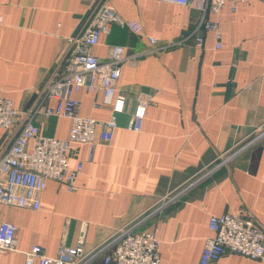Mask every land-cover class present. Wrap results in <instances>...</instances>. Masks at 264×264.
Returning <instances> with one entry per match:
<instances>
[{
    "label": "crops",
    "instance_id": "obj_1",
    "mask_svg": "<svg viewBox=\"0 0 264 264\" xmlns=\"http://www.w3.org/2000/svg\"><path fill=\"white\" fill-rule=\"evenodd\" d=\"M95 0H0V95L19 109L40 99L62 59L69 37L88 18ZM127 20L139 21L143 32L114 23L101 34L92 52L104 59L111 45L127 54L153 47L148 36L181 45L142 55L124 65L118 88L126 96L125 111L110 143L80 145L69 159L83 161L76 188L49 179L40 210L0 202V223L17 226L16 250L0 254V264H22L24 252L40 245L55 256L62 243H77L82 229L90 248L116 229L149 210L166 193L199 176V169L218 155L237 151L211 176L148 217L139 228L156 230L162 264H200L212 215L249 212L264 226V2L227 0L210 13L221 27V48L212 31L204 46L190 37L201 12L161 0H109ZM236 8L233 9V4ZM153 95L141 131L132 128V111L141 96ZM80 113L99 120L112 115L101 91L82 90ZM51 105L55 101H50ZM41 131L66 139L71 120L62 116L35 119ZM23 117L12 128H0V154L18 134ZM102 126H97V132ZM98 137V136H97ZM31 148V143H30ZM212 264H264L227 253Z\"/></svg>",
    "mask_w": 264,
    "mask_h": 264
},
{
    "label": "built area",
    "instance_id": "obj_2",
    "mask_svg": "<svg viewBox=\"0 0 264 264\" xmlns=\"http://www.w3.org/2000/svg\"><path fill=\"white\" fill-rule=\"evenodd\" d=\"M161 1L199 10L200 18L190 33L195 46L203 47L204 32L212 31L216 39L215 47H222L220 23L208 15L219 13L227 0ZM92 5L88 18L69 37V52L32 108L19 109L12 99L0 95V128H12L19 117L24 119L10 147L0 154V202L4 204L40 210L42 194L49 179L61 181L68 191H73L84 163L80 160L76 167H71L69 159L72 152L80 145L87 144L91 160L97 144L112 141L118 127V114L125 111L126 96L117 85L123 66L136 65L142 55L150 52L183 44V41L178 40L158 45L156 37L148 36L153 46L148 50L127 54L123 45L116 44L111 45L106 57L101 59L92 52V48L99 44L101 34L109 32L114 23L128 25L136 33L143 32V25L139 21L124 19L109 0H95ZM232 7L235 9L236 4ZM2 22L0 16V24ZM82 90L92 93L101 91L102 101L95 102L94 106L110 105L112 115L105 120L82 115L81 101L77 96ZM152 96H141L132 111V128L135 131L142 130ZM50 101H55V104L51 105ZM39 115L69 118L71 127L68 137L62 139L44 134L35 121ZM99 124L102 128L98 133ZM231 150L228 149L203 165L197 178L187 180L181 188L161 196L149 210L116 229L96 245L85 247V231L82 229L77 243H62L55 256L47 255L40 245H34L24 252L25 260L22 264H162L156 230L139 228L140 224L226 164L237 153ZM209 226L214 235L205 241L200 264L215 263L229 252L252 259H264V226L248 211L212 215ZM16 230L17 226L12 222L0 223V254L17 249Z\"/></svg>",
    "mask_w": 264,
    "mask_h": 264
}]
</instances>
